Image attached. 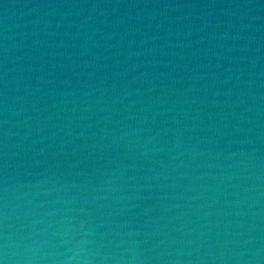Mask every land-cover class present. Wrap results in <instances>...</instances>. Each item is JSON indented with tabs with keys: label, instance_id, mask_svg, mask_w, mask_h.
<instances>
[{
	"label": "water",
	"instance_id": "1",
	"mask_svg": "<svg viewBox=\"0 0 264 264\" xmlns=\"http://www.w3.org/2000/svg\"><path fill=\"white\" fill-rule=\"evenodd\" d=\"M0 264H264V0H0Z\"/></svg>",
	"mask_w": 264,
	"mask_h": 264
}]
</instances>
